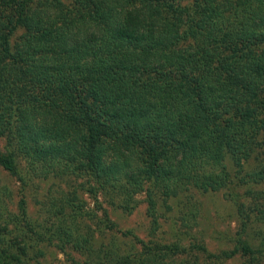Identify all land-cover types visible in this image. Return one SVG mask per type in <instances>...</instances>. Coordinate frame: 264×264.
<instances>
[{
  "label": "trees",
  "instance_id": "1",
  "mask_svg": "<svg viewBox=\"0 0 264 264\" xmlns=\"http://www.w3.org/2000/svg\"><path fill=\"white\" fill-rule=\"evenodd\" d=\"M0 139L22 194L37 172L81 180L36 219L23 196L0 214V264H47L52 246L68 264H264V193L246 185L256 221L237 201L219 253L138 240L102 204L130 214L144 193L154 235L159 201L225 190L264 149V0H0ZM243 177L263 185L264 167Z\"/></svg>",
  "mask_w": 264,
  "mask_h": 264
},
{
  "label": "rangeland",
  "instance_id": "2",
  "mask_svg": "<svg viewBox=\"0 0 264 264\" xmlns=\"http://www.w3.org/2000/svg\"><path fill=\"white\" fill-rule=\"evenodd\" d=\"M4 146L5 140L0 139V150L2 152ZM248 164L245 167V172L240 177H237L238 179L234 177L233 184L225 190L216 193H202L187 188L177 199L168 198L163 204H161L162 201H159L156 207L158 211L156 219L159 223V230L154 235L151 233V222L147 214L148 203L144 193H139L135 197V209L130 214L123 213L119 209L110 208L106 202L102 204L118 229L123 232L130 231L138 240L144 242L151 240L171 244L175 241L177 242L180 237L182 241L180 240L181 242L178 243L187 246V248L194 244H201L211 253L231 250L234 247L237 234L240 232L242 221L236 203L237 201H246V212L249 215H251L248 209L249 205L254 203V199L245 193V185L250 187L251 192L254 194L264 193V184H258L257 186L256 181L250 182L251 177H243L247 171L253 174L262 170L264 167V149L258 150L255 156L249 159ZM25 166L23 160L19 161L21 173L24 172ZM26 179L23 195L20 192L21 184L18 180L0 167V194L2 193L0 196V214L10 213L16 215L18 202L23 196L27 203L29 215L32 219H36L42 214L43 206L41 205L47 196L54 195L56 197L60 191H75L81 183V180H76L73 176L61 178L54 173L37 172V174H30ZM79 191V196L87 203V209L96 211V207L93 201L89 199V195L82 192L80 188ZM99 200L100 202L103 201L101 198ZM188 204H193L196 212L189 215L190 219H192L190 227L182 229L181 216L186 213ZM257 204L264 205V195H262L260 200H257ZM95 213L98 214V217L101 216V212L97 211ZM251 219L255 220L253 215H251ZM183 230H187L189 234L184 236ZM109 239L110 237H106L107 241ZM106 240L98 239V242H105ZM131 240L129 238L122 240L126 242V248H129L130 243H133V240ZM134 246L139 247L138 245ZM66 250L67 254L78 259V256L73 254L71 250ZM44 251L45 256L44 258L41 257L43 258L41 261H45L47 264H68L69 258L54 246L46 248ZM235 263L236 261H230L228 264Z\"/></svg>",
  "mask_w": 264,
  "mask_h": 264
}]
</instances>
